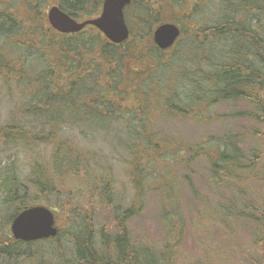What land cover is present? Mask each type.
<instances>
[{
  "label": "trees",
  "instance_id": "1",
  "mask_svg": "<svg viewBox=\"0 0 264 264\" xmlns=\"http://www.w3.org/2000/svg\"><path fill=\"white\" fill-rule=\"evenodd\" d=\"M53 5L77 20L101 8L98 0H0V83L8 97L12 85L20 99L28 97L15 111L16 123L0 127V142L9 148L22 143L52 148L50 162L34 164L28 179L9 175L0 185L5 195L0 260L15 263L33 245L13 238V218L52 200L53 212L67 214L66 241L58 242V232L52 247L29 252V264H175L182 217L169 221L172 243L160 250L135 243L126 224L140 213L145 180L151 186L161 183L166 200L185 178L199 197L191 169L198 161L208 168L204 188L230 194L226 202L219 196L221 204L210 213L213 227L251 224L255 249L264 254V199L258 194L264 149L243 147L248 141L264 146V0H132L124 10L129 38L119 45L93 27L75 34L53 30L43 12ZM165 23L177 24L181 34L164 51L154 44L153 31ZM223 108L230 109L228 115L221 114ZM224 118L254 126L193 145L160 136L158 127ZM27 119L36 129L21 125ZM69 129L112 138L118 144L113 149L128 156L121 161L135 192L131 205L115 203L107 156L99 161L96 151L78 150L70 139L60 138ZM180 169L188 174L182 177ZM100 214L105 224L97 229ZM113 225L115 233L109 231Z\"/></svg>",
  "mask_w": 264,
  "mask_h": 264
},
{
  "label": "rangeland",
  "instance_id": "2",
  "mask_svg": "<svg viewBox=\"0 0 264 264\" xmlns=\"http://www.w3.org/2000/svg\"><path fill=\"white\" fill-rule=\"evenodd\" d=\"M48 9L49 7L43 12L46 14ZM4 87L0 83V127L12 121L16 123L17 118L13 119L14 114H16L15 111L17 108L23 106V101L28 98L27 96H23L20 99L18 94H16L17 92H15V85L11 86L13 90H11V96L8 97V92L4 90ZM229 111V108H223L221 109V114L228 115ZM21 122V125L23 124L28 130L36 129L33 124V127H31V121L28 119ZM114 125L117 126V124ZM242 126L250 129L254 125L233 122L228 118H224L220 123H207L203 125H198L190 119L177 123L161 122L158 127L161 131L160 136L164 135L167 139L174 138L179 143L193 145L199 142L203 143L204 140L208 141L210 137L223 135L226 131L242 132ZM257 129L260 128L257 127ZM69 131H66V134L61 135L60 138L70 139L78 150L84 152H87L85 151L86 149L96 151L100 155L99 161H104L105 156L108 157L107 161L104 162L108 165L111 164L112 167L115 203L121 205L123 208L131 205L134 202L135 192L127 173V165L121 161L122 158L128 159V156L113 149L118 144L114 143L115 141L112 138L105 140L102 135L97 136L95 139L94 134L87 131V134L84 136L79 134L81 131L79 129H69ZM120 136L122 135L120 134ZM250 142L244 143L243 147L257 146V151L259 152L264 149L261 143L257 142V145H255V143ZM23 144L19 148H9L0 142V185L3 183V179L9 175H14L15 178L23 182L32 173L31 167L34 164L45 166L50 162L52 148L49 144H41L34 147H24ZM110 155L113 157L109 158ZM204 165L203 161H198L191 165V169L195 171L193 183L199 193V197L192 194L185 178L183 179L184 181L178 180L175 183L176 192L166 200L162 198L166 191L160 187L161 183L151 186L150 179L145 180L141 203L137 204L140 213L126 224L133 241L157 250L162 249L164 245L171 242L167 236L168 231L166 226L171 219L179 215L183 218L184 224L182 226V237L175 256V264H206V261H208L206 259L207 256L211 260L208 262L209 264H264V254L262 251H257L254 246V226L244 221H239L240 224L233 225L231 229H223L219 226L215 228L211 224L210 213L213 209H216L217 205L221 204L219 196L226 202L225 200L230 197V194L223 188L214 189L212 192L204 188L209 177L208 168ZM180 173L182 177L188 174L184 169H180ZM252 186L254 192H256L257 188H255L254 184ZM155 188L156 191H154ZM258 190V194L264 199V184L258 185ZM4 197L5 195L0 189V206ZM50 203L46 204L43 202L38 204V206L55 211L52 200ZM0 211H2L1 208ZM53 213L55 215V226L59 233L62 234V238L58 242L65 243L64 236L69 231L66 219L67 214L61 211ZM2 216H4L3 213ZM104 217L102 214L96 217L98 218L96 219L97 229L104 226ZM2 225L3 223L0 226L2 227ZM109 231L115 233L116 226L113 225ZM53 244L55 243L50 240L33 243V245L25 249L23 255L16 257L15 263L12 262L14 261L13 258L12 260L2 257L0 264H29L26 261L29 252L35 254L40 249L52 247Z\"/></svg>",
  "mask_w": 264,
  "mask_h": 264
},
{
  "label": "water",
  "instance_id": "3",
  "mask_svg": "<svg viewBox=\"0 0 264 264\" xmlns=\"http://www.w3.org/2000/svg\"><path fill=\"white\" fill-rule=\"evenodd\" d=\"M131 0H103L102 12L93 20L78 23L57 6L47 13L51 28L61 34H75L87 26L97 28L112 44H122L129 37V29L124 20V9ZM180 29L175 24H162L153 32L154 44L160 50L171 48ZM11 232L15 240L25 243L36 242L57 236L54 215L43 207H32L19 213L12 221Z\"/></svg>",
  "mask_w": 264,
  "mask_h": 264
}]
</instances>
